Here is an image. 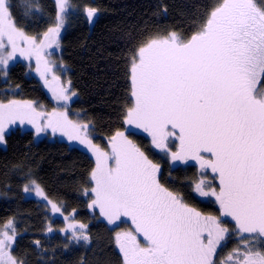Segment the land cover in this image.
I'll return each instance as SVG.
<instances>
[{"label":"snow or ice","instance_id":"obj_1","mask_svg":"<svg viewBox=\"0 0 264 264\" xmlns=\"http://www.w3.org/2000/svg\"><path fill=\"white\" fill-rule=\"evenodd\" d=\"M58 2L63 12L66 0ZM10 8L7 0H0V68L7 75L9 60L19 53L35 56L37 71L44 76L51 68L43 50L55 42L63 19L58 14L57 27L50 28L38 43L15 25ZM95 14L96 9L87 10L89 22ZM259 77H264V8H258L254 0H222L187 41L171 33L137 49L130 68L134 104L126 115L128 124L150 133L157 148L171 152L167 141L175 137L179 150L171 152L173 160L192 159L201 169L216 174L219 190L200 180L195 191L215 197L223 216L235 221V230L249 234L246 240L264 239V88H256ZM53 92L58 100L70 99L63 86ZM40 115L29 102L0 104V142L6 125L17 120H27L38 133L43 131L37 122ZM47 126L53 132L72 129L77 133L81 127L68 120L66 113H54ZM69 138L80 139L96 156L97 167L91 174L95 199L89 207L98 206L110 224L121 216L130 217L146 241L141 246L131 233L116 234L124 264H214L228 228L165 188L158 178L159 166L123 133L112 138L114 166L108 165V154L90 140L78 134ZM32 185L36 195L44 196L35 181ZM24 190L28 192L29 187ZM52 208L59 211L55 204ZM5 227L12 235L0 233V264H23L9 254L15 240L12 222ZM69 228L77 242L89 241L84 224H79V231L76 223ZM239 264H264V252L253 245Z\"/></svg>","mask_w":264,"mask_h":264},{"label":"trees","instance_id":"obj_2","mask_svg":"<svg viewBox=\"0 0 264 264\" xmlns=\"http://www.w3.org/2000/svg\"><path fill=\"white\" fill-rule=\"evenodd\" d=\"M7 2L11 5L15 25L25 35L35 37L38 43L50 28L57 27L58 14L62 17L55 42L43 50L44 60L55 69L51 68L46 78L68 89L70 99L65 105L68 120L79 126L86 125L87 131H80L108 154L110 166H114L112 138L118 132L123 133L159 166L158 178L165 188L203 216L216 217L228 228L227 239L221 242L213 257L214 264L229 254V249L245 241L249 234L235 230V221L223 216L215 197L202 199L195 191V184L204 179L202 175H206L210 185L219 190L216 174L210 169H201L199 162L192 159L186 162L173 160L171 152L179 150V141L175 137L167 141L171 152L162 150L153 144L149 132L126 121L127 111L134 104L130 68L137 49L151 39L167 38L171 33L181 41H187L222 0H66L63 12L56 0ZM254 3L258 8H264V0H254ZM88 9H96L91 22ZM20 46L26 45L20 42ZM8 63L7 75L0 82V104L9 101L31 103L41 113L44 130L41 137H37L32 130L12 123L5 127L4 141L0 142V233L8 231L11 235V230L5 227L10 221L15 230L28 229L32 234L40 232L51 221L76 223L77 231L79 224H84L87 235L93 232L92 250L60 255L57 264H119L112 249L111 235L97 224L108 221L107 218L101 215L97 206L89 207L95 199L91 195L95 186L91 174L97 164L90 155L92 150L83 143L72 141L66 132L59 129L53 132L47 126L49 118L57 114V108L36 77V57L26 58L17 53ZM54 75L61 76L66 85L53 80ZM256 88H264V77L258 78ZM176 132L178 135L179 130ZM202 155L211 158L210 154ZM32 181L40 186L47 200L44 196L34 195ZM25 186L29 187L28 192H25ZM53 204L59 211L53 210ZM121 219L135 226L130 217L121 216L117 221ZM124 233L135 235L141 246L146 244L136 228L128 225ZM249 241L264 249V239ZM22 247L20 251L28 264H38L35 250L29 246L27 238ZM84 254L86 259H83Z\"/></svg>","mask_w":264,"mask_h":264},{"label":"flooded vegetation","instance_id":"obj_3","mask_svg":"<svg viewBox=\"0 0 264 264\" xmlns=\"http://www.w3.org/2000/svg\"><path fill=\"white\" fill-rule=\"evenodd\" d=\"M50 54L51 53H49V55ZM52 65L56 66L55 64ZM52 70L55 71L54 67L52 68ZM55 77L59 78L58 82L60 84L66 85V82L62 80L61 76ZM12 224L14 223L12 222ZM69 224L70 222L68 221H51L45 224L46 226L42 227L40 232H37L35 234L30 233L28 229L15 230V240L11 243L9 254L17 261H23V264H28L27 258L22 256V253L20 251V248H23L22 244L24 238L28 239L29 246L35 250L36 261L38 262V264H57V258H59L60 255L69 256L73 253H78L79 250H82V252L84 253H88L89 251H91L94 246V238L91 235L93 234V232L91 233L90 231L88 233V242H84L83 240L77 242L75 239H73V232L72 229L69 228ZM97 224L104 227V229L109 232V234L111 235L110 238L111 240H113L112 249L119 259V264H124L123 254L116 243V234H124V231H127L128 225H130V227L134 230L136 227L132 226L131 222L122 219L111 224L106 220L99 221L97 222ZM49 228H51L52 230L49 231ZM65 229H67V231H65ZM85 229L84 232H86L87 230ZM36 241L40 242L39 245L36 244ZM83 259H86L85 254L83 256ZM80 264L85 263L80 262Z\"/></svg>","mask_w":264,"mask_h":264},{"label":"rangeland","instance_id":"obj_4","mask_svg":"<svg viewBox=\"0 0 264 264\" xmlns=\"http://www.w3.org/2000/svg\"><path fill=\"white\" fill-rule=\"evenodd\" d=\"M57 4L59 5V2L58 0H56ZM23 57V56H22ZM25 60V59H24ZM9 64V63H8ZM8 66V65H7ZM41 67V70H43V63H41L40 65ZM37 68V63L35 64L34 66V69ZM8 69V68H7ZM6 69V71H7ZM37 71V69H35ZM38 72V71H37ZM47 73V72H46ZM46 73L44 76H41L40 72L37 73V78L41 81V83L43 84L44 88L46 89V92L47 94L49 95V97L51 98V100L53 101L55 107L57 108V114H60V113H66L67 115V112L65 110V105H66V101H63V100H58L56 98V96L54 95V92H53V89L60 86V85H57V84H53L51 81H49L47 78H46ZM6 75H4V69L0 68V82L4 79ZM47 80V83L45 82ZM36 110V109H35ZM37 111V110H36ZM38 112V111H37ZM37 122L38 124L41 126V119H40V116L37 118ZM13 125H17L19 127H22L24 129H28V130H32L33 132H35V134L37 135V137H41L42 135V132H37L36 130V125L35 124H32V123H28L27 120H25V122L21 123L19 120H17L15 123H12ZM80 130L84 131L87 129H84L83 126L80 127ZM82 131H79V133H77L76 131L72 130V129H68L67 130V134L69 136V134H71L72 136H76L77 134L81 137V138H86L87 140H90L91 139L89 137H87ZM72 141H76L77 143H81L80 139H72ZM92 142V141H91ZM93 143V142H92ZM84 144V143H83ZM87 145V144H85ZM81 148V147H80ZM84 149V148H83ZM85 150V149H84ZM87 153H89L87 150H85ZM102 151V150H101ZM92 157H94L96 163H97V160H96V156L95 154H90ZM94 155V156H93ZM108 165L110 166V160H108ZM96 167H97V164H96ZM202 178L205 179V177H207L206 175H202L201 176ZM203 179V180H204ZM205 185H208L210 184L209 180L208 179H205ZM199 182V181H198ZM197 182V183H198ZM95 187V186H94ZM198 193V192H197ZM199 194V193H198ZM36 195V193L34 194ZM91 195L93 198H95V194L91 191ZM200 195V194H199ZM200 197L202 199H205L207 197L205 196H201ZM212 196H208V198H210ZM98 207V206H97ZM99 208V207H98ZM56 212V211H55ZM0 238H3L2 236H0ZM253 245H255V250L257 251H261V252H264V249L261 248V246H257L256 244H250V241L249 240H245V241H240L238 246L236 248H233V249H229L228 253L229 254H225V256H222L220 258V261L217 263V264H221V262H225V264H239V262L243 259V253L245 251H247L249 248H251ZM234 249H238L237 252H234L233 250ZM229 255L232 256V259L231 260H228V257Z\"/></svg>","mask_w":264,"mask_h":264}]
</instances>
